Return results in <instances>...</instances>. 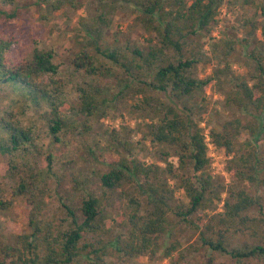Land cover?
Returning a JSON list of instances; mask_svg holds the SVG:
<instances>
[{"label":"trees","instance_id":"trees-1","mask_svg":"<svg viewBox=\"0 0 264 264\" xmlns=\"http://www.w3.org/2000/svg\"><path fill=\"white\" fill-rule=\"evenodd\" d=\"M124 1L141 14L148 43L146 51L137 46L130 49L132 60L122 63L129 76L141 78L139 75L148 68L152 71L151 79L144 83L152 90L165 93L171 101L193 96L221 75L230 77L232 87L224 97V105L233 106L252 118L245 121L233 116L220 127L212 126L206 134L199 121L164 101L160 102L162 106H154L151 98L143 95L142 104L136 103L133 108L155 113L156 119L150 125L153 140L176 148V166L168 150L163 151L161 161L166 162L167 171L183 190L187 203L174 208V189L161 179L165 170L156 162L141 159L127 143L115 140L105 149L117 151V157L111 150L106 155L91 150L94 160L109 165L100 176L104 192L83 199L78 213L64 204L73 218V227L67 230L47 216L52 154L44 156L45 164L39 166L40 162L35 161L29 166L24 155L32 153V146L37 147L39 135L33 126L24 125L14 110H6L0 114V153L6 156L7 171L16 180L13 195L24 197L30 231L16 235L12 242L0 243V264H126L136 256H155L164 238L187 231L197 233L192 252L206 248L209 264L217 253L230 255L236 264H253L250 260L264 263V237L257 244L229 248L233 234L258 236L264 231V200L258 192L264 188L261 143L264 140V41L254 38L257 18L264 16V0L261 3L246 0L255 8L244 14L237 28L246 31L247 36L242 40L245 55L253 66L242 72L233 70L227 58H233L237 41L235 37L223 38L224 65L216 68V75L206 78L190 72L199 62L195 46L206 37L218 46L212 34L226 0ZM60 4L62 0L53 7L59 8ZM14 41L0 36V85L21 92L37 105H44L52 144L61 145L60 134L70 130L89 132L92 120L110 105L109 87L97 84L90 91L83 90L78 104L73 105L66 97L65 81L59 73L60 64L55 60L54 50L34 46L29 57L12 61L5 52ZM102 54L120 63L117 52L107 50ZM71 63L89 75L104 78L113 74L105 63L97 64L87 48L76 54ZM120 93L122 90L113 99ZM118 144L126 148V154L118 151ZM209 144L226 154L225 171L232 179L226 188H221L209 171ZM78 179L74 178L76 185ZM86 182L87 178L80 183ZM223 191L226 194L223 209L216 211ZM115 194L123 200H119L120 214L108 227L105 213ZM9 205L10 202L0 199L1 209ZM177 243L176 239L171 244L167 256L172 255ZM184 259L186 254L181 252L173 264Z\"/></svg>","mask_w":264,"mask_h":264},{"label":"rangeland","instance_id":"rangeland-1","mask_svg":"<svg viewBox=\"0 0 264 264\" xmlns=\"http://www.w3.org/2000/svg\"><path fill=\"white\" fill-rule=\"evenodd\" d=\"M59 1L0 0V36L15 39L10 49L5 52L8 59L23 60L31 55L34 46L54 50L55 60L60 64L59 73L65 81L66 97L73 105L78 104L83 90L90 91L97 84L106 89L109 87L107 96L110 105L105 107L100 116L92 120V129L86 133L74 129L60 134L61 145H58L50 142L52 138L48 133L44 105H37L32 98L24 96L21 92L0 85V114L6 110H14L23 124L33 126L39 135L37 147L32 146V153L24 155L30 162L29 166L34 165L35 161L40 162L39 166L45 164L44 156L52 154V176L49 179L51 195L46 207L47 216L68 230L73 227V218L64 204L78 213L77 208L83 199L89 195H102L104 187L100 184V176L109 169V165L94 160L90 152L94 150L98 155H106L111 150L113 156L117 157L119 155L117 151L105 149L115 140L127 143L146 162L158 163L165 170V173L161 174V179L174 189L173 207L186 204L187 199L183 190L177 187L175 179L167 171L166 162L161 161L163 151L168 150L171 154L170 159L176 166L178 164L176 148L156 143L150 125L157 115L133 108V105L142 104L143 95L149 96L154 106H162L160 102L164 101L177 111L199 121L207 134L209 128L220 127L233 116L241 117L245 121L252 118L251 115L241 113L233 106L224 105V97L232 87L231 78L221 75L210 86L199 90L193 96L171 101L165 93L152 90L144 83L151 79L152 71L150 72L148 68L139 75L141 78L138 76L134 78L128 75L122 65L126 60H132L133 54L130 49L137 46L147 50L148 43L145 41L147 36L141 14L137 9L124 0H62L63 4H60L59 8L53 7V4ZM254 8L255 5L246 0L224 2L212 34L219 44L216 46L211 38L206 37L195 46L199 62L194 64L190 70L191 74L206 78L215 74L219 65L221 67L224 65L223 38L235 37L237 41L233 58H227L233 70L242 72L253 66V63L249 64L245 55V41L242 38L247 36L246 31H238L237 28L244 14H248ZM257 19L258 29L254 38L256 36L264 41V16L259 15ZM83 48H87L97 64L105 63L111 67L113 74L103 78L75 68L71 60ZM107 50L117 52L120 55V63L102 54V51ZM133 73L135 75L137 71L134 69ZM120 90L122 93L113 99L114 94ZM261 143L264 148V140ZM117 148L120 153H127L123 145L118 144ZM209 156L211 157L209 171L216 182L221 184V188H226L232 179L225 171L227 160L225 152L209 144ZM6 160V156L0 153V199L10 202L8 208H0V243L12 242L16 235L30 231L26 221L24 197L13 195L16 180L11 172L7 171L9 168ZM77 177L79 186L74 181ZM85 178L87 182L80 183ZM127 189L132 191L129 187ZM252 190L255 192L254 188ZM258 192L264 200V188ZM225 195L223 191L222 200L217 202L216 211H222ZM119 200L123 198L116 194L110 200L111 204L105 213V224L108 227L120 214ZM252 212L258 214L259 211ZM262 234L264 231L258 236L233 234L229 248L242 247L246 243H260L264 237ZM196 236V232L187 231L182 235L166 237L155 256H136L126 264H173L181 252L186 254V259L177 264H209V252L206 248L192 252ZM176 239L179 242L176 249L171 256H167L168 248ZM250 261L253 264H264L256 260ZM212 264H236V260L230 255L217 253Z\"/></svg>","mask_w":264,"mask_h":264}]
</instances>
